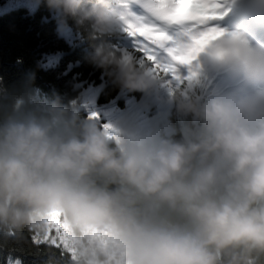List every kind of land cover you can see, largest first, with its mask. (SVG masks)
<instances>
[{
    "label": "clouds",
    "instance_id": "9594fccd",
    "mask_svg": "<svg viewBox=\"0 0 264 264\" xmlns=\"http://www.w3.org/2000/svg\"><path fill=\"white\" fill-rule=\"evenodd\" d=\"M30 3L60 34L73 21L113 85L167 88L185 124L180 140H142L58 101L37 111L16 98L0 111V233L44 231L55 218L68 264H264V47L224 32L220 48L199 53L252 89L204 98L196 75L177 82L107 39L129 36L138 0Z\"/></svg>",
    "mask_w": 264,
    "mask_h": 264
},
{
    "label": "trees",
    "instance_id": "16d2710c",
    "mask_svg": "<svg viewBox=\"0 0 264 264\" xmlns=\"http://www.w3.org/2000/svg\"><path fill=\"white\" fill-rule=\"evenodd\" d=\"M0 10V111L18 97L37 111L58 101L80 120L95 114L99 127L125 136L182 139L185 122L176 119L168 89L158 86L145 95L113 85L87 61L90 45L77 37L73 21L60 34L46 6L35 9L30 0H0ZM107 39L120 49L114 36ZM32 235L26 229L0 233V264H9L10 258L21 264H68L61 249L37 245Z\"/></svg>",
    "mask_w": 264,
    "mask_h": 264
},
{
    "label": "snow or ice",
    "instance_id": "6c2138e0",
    "mask_svg": "<svg viewBox=\"0 0 264 264\" xmlns=\"http://www.w3.org/2000/svg\"><path fill=\"white\" fill-rule=\"evenodd\" d=\"M142 15H136L135 22L129 29V36L134 43V52L141 63L147 61L156 73L171 76L175 81L183 80L181 68L188 69V80L196 75L195 60L199 53L208 49L220 48L226 34L213 26V21L220 18L217 0H138ZM180 25L184 29L187 43H178L167 47L169 36L166 26ZM233 45L238 38L232 37ZM32 240L35 244H46L61 249L68 244L66 234H61L55 218L46 222L44 231H34ZM9 264H21L12 261Z\"/></svg>",
    "mask_w": 264,
    "mask_h": 264
},
{
    "label": "rangeland",
    "instance_id": "374dc122",
    "mask_svg": "<svg viewBox=\"0 0 264 264\" xmlns=\"http://www.w3.org/2000/svg\"><path fill=\"white\" fill-rule=\"evenodd\" d=\"M0 13H3V11H2V10H0Z\"/></svg>",
    "mask_w": 264,
    "mask_h": 264
}]
</instances>
